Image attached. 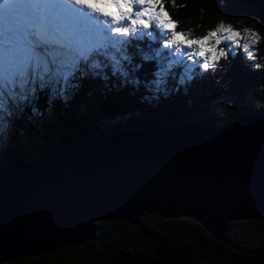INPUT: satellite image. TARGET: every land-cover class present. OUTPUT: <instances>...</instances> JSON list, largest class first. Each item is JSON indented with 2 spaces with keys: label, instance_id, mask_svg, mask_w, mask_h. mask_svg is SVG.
<instances>
[{
  "label": "water",
  "instance_id": "water-1",
  "mask_svg": "<svg viewBox=\"0 0 264 264\" xmlns=\"http://www.w3.org/2000/svg\"><path fill=\"white\" fill-rule=\"evenodd\" d=\"M264 31V0H244ZM188 219L223 240L264 216V113L89 139L63 135L40 161L0 173V264L79 246L97 223Z\"/></svg>",
  "mask_w": 264,
  "mask_h": 264
},
{
  "label": "trees",
  "instance_id": "trees-1",
  "mask_svg": "<svg viewBox=\"0 0 264 264\" xmlns=\"http://www.w3.org/2000/svg\"><path fill=\"white\" fill-rule=\"evenodd\" d=\"M175 5L165 0L171 17L179 21L178 31L192 29L193 36H202L223 22L237 29L252 27L264 39L258 15L244 0H175ZM127 42L121 48L131 57L130 64L116 51H108V55L95 52V63L78 62L67 81L64 79L61 93L65 99L52 85L36 91L33 102L13 119L15 149L0 173L18 157L42 160L64 134L78 137L86 133L89 139H98L185 122L222 126L242 114L264 113L239 107L252 94L264 101V91L257 92L264 85V61L260 72L251 71L244 60L232 61L225 71H213L214 76L195 74L190 86L183 81L179 87L169 78L171 87L165 96L157 92L160 68L156 59H142V53L157 50L158 44L145 37ZM261 52L264 55V42ZM115 61H120L127 76L113 71ZM137 64L139 69L134 68ZM56 89L61 87L56 85ZM222 97L235 98L238 107L217 124V114H207ZM96 229L97 238L92 242L5 264H264V216L233 222L221 241L211 238L196 222L163 219L157 214H145L136 226L117 221L97 223Z\"/></svg>",
  "mask_w": 264,
  "mask_h": 264
},
{
  "label": "snow or ice",
  "instance_id": "snow-or-ice-1",
  "mask_svg": "<svg viewBox=\"0 0 264 264\" xmlns=\"http://www.w3.org/2000/svg\"><path fill=\"white\" fill-rule=\"evenodd\" d=\"M172 4L176 6L175 0H172ZM137 5L140 6L138 9L135 7ZM153 20L157 22L158 27L170 33V38L164 41L165 47L175 45L177 50L179 46L198 48L195 55L204 59L201 67L205 70L210 64L228 56L230 47H219L225 40L237 47L242 46L248 57L254 58L249 43L240 44L241 31L223 22L214 29L207 30L202 36H193L192 29L177 31L179 21L171 17L165 7V0H0V86L5 80L12 85L19 82L23 86L26 82L24 77L29 74L32 66L31 62L39 57L41 51H47L45 46L58 43L71 49L74 43L93 32L97 36L95 43L87 52H80V57L87 58L93 51L113 48L130 64L131 57L117 46L128 42L115 41L114 37L133 35L138 28L149 29ZM123 21L128 23L123 24ZM246 31L253 43L259 40V33L251 29ZM56 32L60 33L61 39L55 38ZM146 34L159 39L158 33ZM108 54L105 52V55ZM159 55V50H155L154 55L144 52L142 59L151 61ZM189 55L191 57L192 54ZM113 59L115 60V57ZM77 63L78 60L74 58L72 68H75ZM140 67L139 64L134 66L135 69ZM72 68L65 74V81L71 75ZM44 71H48L46 62ZM113 71H122L120 61H115ZM122 74L127 76L128 72L122 71ZM40 86H45L42 76ZM35 91V87H21L19 94L14 87L6 93L0 90V129L6 127L3 121L6 116L11 115L7 107L9 100L19 105L21 101L28 100Z\"/></svg>",
  "mask_w": 264,
  "mask_h": 264
},
{
  "label": "rangeland",
  "instance_id": "rangeland-1",
  "mask_svg": "<svg viewBox=\"0 0 264 264\" xmlns=\"http://www.w3.org/2000/svg\"><path fill=\"white\" fill-rule=\"evenodd\" d=\"M137 9L140 7L139 5L135 6ZM123 24H127V21H123ZM229 25V24H226ZM232 26V25H231ZM237 29V28H235ZM247 29L254 30L259 33V40L255 43L252 42L251 37L249 36ZM237 30L241 31V40L240 44L249 43L250 50L254 53V58H249L247 52L244 50L242 46L237 47L232 42L225 40L221 43L219 47H223L228 49L230 47V51L228 52V56L222 57L215 64H210V67L205 70L201 67L204 62V59L195 55V52L198 51V48H188L184 46H179V50H177V46L173 45L171 47H165L164 41L170 38V33L166 32L163 28L157 26V22L155 20L152 21V26L149 29L138 28L137 32L133 35L129 36H120L116 35L114 37L115 41H130L134 38H148V41L152 44H158V49L160 55L155 57L157 66L160 68L158 71V82H157V92L162 93L163 95H167L168 88L171 87V84L167 82L169 78L175 81L176 85L179 87H183L181 83L184 81V85L190 86L192 79L195 78V74L199 76H205L206 74H212L214 76V72L219 71L220 69L225 71L229 67L230 62L239 60H244V65L248 66L251 71L260 72V68L262 66V62L264 61V55L261 52V48L263 47V36L259 32L252 27H240ZM178 31V30H177ZM152 32L154 34H159V39H154L152 36L147 35L146 33ZM56 39H61L60 33L56 32L54 34ZM97 39L96 33H90L85 36L84 39L80 40L78 43H74L72 48L69 49L67 46H61L58 43H53L50 46H45L47 51H41L39 57L34 58L31 62L32 66L29 70V74L24 77L26 81L23 86L17 82L15 85L10 84L7 80L3 82V85L0 86V90L6 91L10 88L14 87V90L19 94L21 92V87L24 89H30L35 87L36 91L43 88L41 87V76L44 79L45 86L48 87L52 85L55 89L54 92L61 95L62 99H65V96L61 93L64 90V79L65 74L72 68L73 59L75 58L80 61L89 60L91 63L97 62L96 59H93L92 56L95 52H108L115 54V49L108 48L100 49L99 51H93L87 55V58H83L79 56L80 52H87V49L91 47ZM118 47H122L123 45H117ZM151 49V46H149ZM154 55L155 50L151 51ZM189 54H192L191 57ZM39 61V63H37ZM45 62L48 68V71L45 72ZM76 67V66H75ZM175 67V68H174ZM75 68H72V70ZM214 71V72H213ZM222 75V74H219ZM211 76V75H210ZM51 78V79H49ZM54 80V82H53ZM194 80V79H193ZM58 82V83H57ZM56 85L60 86L61 89H56ZM259 89L260 91H264V85H262ZM220 88V86H218ZM32 93L28 100L21 101L19 105L12 103L9 100L8 110L11 112V115L5 117L3 123L6 124V127L0 129V168L4 167L7 163L8 156L12 154L15 149V144L13 143V139L15 133L11 128V124L13 119L28 105L33 102L34 95L36 93ZM256 92V93H257ZM165 95V96H166ZM7 99V95H5ZM241 107L248 108H257L259 110H264V101L260 99L259 96H254V94L250 95L245 101L239 104ZM235 107H238L237 100L235 98H226L222 97L218 99L209 109V113L207 116L217 114L218 122L217 124H221L226 118L227 115L234 110ZM217 127L221 125H216Z\"/></svg>",
  "mask_w": 264,
  "mask_h": 264
},
{
  "label": "bare ground",
  "instance_id": "bare-ground-1",
  "mask_svg": "<svg viewBox=\"0 0 264 264\" xmlns=\"http://www.w3.org/2000/svg\"><path fill=\"white\" fill-rule=\"evenodd\" d=\"M54 34H56V33H54Z\"/></svg>",
  "mask_w": 264,
  "mask_h": 264
}]
</instances>
